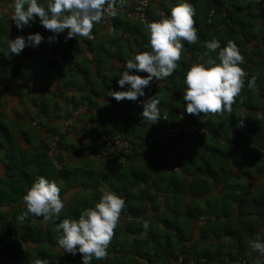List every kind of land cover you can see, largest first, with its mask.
<instances>
[{"label": "trees", "instance_id": "trees-1", "mask_svg": "<svg viewBox=\"0 0 264 264\" xmlns=\"http://www.w3.org/2000/svg\"><path fill=\"white\" fill-rule=\"evenodd\" d=\"M138 1L141 0H123L115 7L116 15L110 19L104 16L101 23L93 25L91 32L95 39L85 37L90 48L101 53L95 57L96 68L106 81L103 86L108 92L120 90L116 81L125 70L118 68V74L108 79L102 74V68L109 59L114 57L125 62L133 58L127 50L135 51L136 46L142 52L151 50L145 47L148 44L145 23L127 13L134 11ZM148 1L145 16L150 21L160 20L163 12L168 16L171 8L180 2ZM188 2L195 10L197 43L184 42L179 67L173 75L157 81L164 83L161 88L152 84L154 78L150 89H145L146 96L139 99L143 101L158 94V107L163 109L160 119L165 115L172 125L187 123L203 126L206 131L182 133L149 145L151 128L141 115L143 104L128 100L117 102L112 98L115 104L122 105L128 124L119 126L115 122L114 130L106 136L112 139L119 136L132 145L125 161L119 163L121 158L107 144L83 152L79 157H75L74 151L60 147L67 137L64 126L58 134L59 145H52L54 137L38 144L39 135L35 134L38 129L33 123L16 124L0 117V167L4 169L0 176V264H34L35 259H46L49 264H82L81 254L64 253L56 244L62 235L56 223L65 218H78L106 190L124 198L125 209L121 215L128 213L131 218H120L108 256L91 264H142V260L145 264H190L192 261L193 264H224L227 258L254 264L259 254L251 249L249 241L257 235L264 238V0L260 3L254 0ZM110 21L114 29L108 33ZM213 38L220 41L221 47L229 40L237 45L244 58L240 67L246 73L245 87L235 98L231 113L193 116L184 111V77L199 56L207 58L204 42ZM114 46L117 51H113ZM26 55L38 59L42 65L57 63L45 51L41 52V48ZM69 56L65 53L63 61ZM133 73L142 77L147 74L135 70ZM253 77L255 86L248 88V80ZM244 108L249 110L247 115ZM134 109L140 110L137 116L128 112ZM109 110L120 119L121 115L114 112L118 109L109 107ZM131 117L135 123L129 128ZM31 119L35 122L38 117L34 114ZM242 119L243 126H238ZM23 139L29 148H23ZM183 144L188 146V154L182 149ZM175 150L179 170L173 167ZM103 154L106 159L92 157ZM38 176L54 180L64 200L74 191L55 223L43 222L42 217L31 215L23 221L18 219L26 211L23 196ZM149 208L153 211L151 215ZM145 220L150 224L147 232L142 227ZM198 221L204 224L195 238L192 223ZM260 259L264 264V257Z\"/></svg>", "mask_w": 264, "mask_h": 264}, {"label": "clouds", "instance_id": "clouds-1", "mask_svg": "<svg viewBox=\"0 0 264 264\" xmlns=\"http://www.w3.org/2000/svg\"><path fill=\"white\" fill-rule=\"evenodd\" d=\"M122 3L123 0H46L45 3L38 0H11V20L18 30H22L38 18L40 25L50 31L47 42L52 44L58 42L60 34L66 29L65 41L77 36L89 37L93 25L101 23L106 14L116 15L115 7ZM194 16L195 10L188 0H180L166 18L147 22L148 44L145 47L151 50L139 52L124 62L126 70L119 74L116 81L120 90L110 89L109 97L117 102L128 100L142 103L141 115L152 125L157 123L160 117L158 94L143 101L139 98L146 96L145 89H150L154 78L158 81L173 75L179 67L184 42L197 43ZM44 40L45 37L38 32L27 37L17 36L9 39L7 52L16 56L25 47L37 48ZM204 48L207 59L203 63L192 64L184 77V111L193 116L231 113L235 98L245 87L246 73L240 67L244 58L231 40L221 47L220 41L213 38L204 42ZM133 70L147 75L142 77L134 74ZM254 86L253 77L248 80L247 87ZM238 126H243V119L238 121ZM23 201L26 211L18 217L21 221L31 215L42 217L43 222L55 223L65 207L61 188L54 180L44 176L35 179L23 196ZM124 209L125 200L121 195L102 191L98 202L93 207L84 208L78 218H65L56 223V229L62 233L56 244L64 253L72 256L81 254L82 264L105 259ZM142 227L147 232L150 229L149 222L145 220ZM249 246L259 254L254 264H262L260 257H264V238L257 235L249 241ZM34 264H49V261L35 259Z\"/></svg>", "mask_w": 264, "mask_h": 264}, {"label": "crops", "instance_id": "crops-1", "mask_svg": "<svg viewBox=\"0 0 264 264\" xmlns=\"http://www.w3.org/2000/svg\"><path fill=\"white\" fill-rule=\"evenodd\" d=\"M38 2L45 3L46 0H38ZM10 4L11 0H0V117L16 124L33 123L32 126H36L38 129L35 130V134L39 135L36 143L40 144L43 140L54 137L55 140L52 141V145H59L57 142L58 134L62 131V126H65V122L71 119L72 123L67 128H63V131L66 129L65 134L67 137L65 142L60 144V147H66L68 150L74 151L76 153L75 157H79L81 153L91 149H98L101 144L96 142L106 137V134L111 133V130H114L115 122L119 126L124 125V123L128 124L123 114L122 105L115 104L112 97H109V92L105 89L106 86L103 87L106 81H103L102 76L97 73L95 57L101 53L98 50H92L85 37L77 36L74 42L71 40L73 38L65 41L67 29L60 34L58 42L49 44L47 37L51 33L40 25L38 18L34 23L37 27L35 30L29 31L28 26L18 30L11 20L12 9ZM223 27L221 26V28ZM37 32L45 37V40L37 48L25 47L16 56H12L7 52L9 39H15L17 36L27 37L29 34ZM87 39L90 38L87 37ZM47 45L55 51L64 54L69 53V58L65 61L42 65L38 59L26 55L30 51H39V48L43 52L44 47ZM249 48L251 49L250 45ZM134 49L135 51L133 49L127 50L129 55H133V58L135 54L142 52V48L139 46L134 47ZM113 51H117V46L113 47ZM212 55L215 56V54ZM189 57H191V54H189ZM84 59L88 63L83 62ZM205 59L207 58L199 56L194 63H202V60ZM92 60L93 62H91ZM109 60V63L107 62L106 66L102 68V74L112 80L115 74H118L117 69L124 68V62L114 57ZM43 69V72L39 71ZM40 75L47 77L49 81L52 80V76H57L58 79L53 84H47L46 80ZM146 75L144 74V76ZM62 77H65V80L61 81ZM74 78L78 79V81L76 80L77 83H72L75 80ZM152 84L160 88L164 86V83L155 80ZM175 98L177 99V97ZM27 101H35L37 113L34 114L38 117L35 122H32V115L28 110H24L25 113L23 114L20 113L21 108ZM109 107L118 109L114 112L121 115L120 119H117L116 115L110 112ZM139 111L134 109L128 112L133 116H137ZM11 112L16 114L13 116ZM162 112L163 109H160V113ZM248 113L249 110L244 108V115ZM180 116L184 117L183 114ZM113 119L114 121H112ZM134 123L131 117L129 128H132L131 126ZM22 146L25 149L29 148V144L26 143L25 139L22 141ZM182 149L189 150L185 144L182 145ZM92 157L94 160L97 157L101 160L106 159L105 154L96 157L93 155ZM0 170H3L4 174L2 165ZM259 182H263V180ZM257 185L255 182L254 187H257ZM73 192L68 193L65 196L66 199L72 196ZM160 198L161 200L164 199L163 196ZM164 210L165 207L162 206L161 212ZM148 213L151 215L153 211L149 208ZM203 224V221L192 223L195 238H198ZM160 226L162 227V225ZM145 263L142 260V264Z\"/></svg>", "mask_w": 264, "mask_h": 264}, {"label": "built area", "instance_id": "built-area-1", "mask_svg": "<svg viewBox=\"0 0 264 264\" xmlns=\"http://www.w3.org/2000/svg\"><path fill=\"white\" fill-rule=\"evenodd\" d=\"M256 3H260L262 0H254ZM149 4L148 0H141L137 2V6L134 8V11H127L129 17H135L140 19L141 21L145 22L147 20L145 16V10ZM115 11H117V8H115ZM113 15L106 14L107 18H111ZM167 14L165 12L161 13V18H166ZM107 28L110 30V32L114 29V23L110 21L107 24ZM90 38H94L93 34L90 33ZM45 53L53 60L55 61H63L64 53L60 51H55L52 49L49 45L44 47ZM72 123V120H68L65 122V128H67L68 125ZM148 125L151 128V132L149 134L148 143L149 145L159 143L160 141H163L169 137L182 134V133H198L203 134L206 129L203 126L198 125H192L187 123H175L172 125L168 122L167 117L164 115L161 119L159 118L158 122L153 124L148 121ZM97 144H107L110 151L114 154H116L118 157L121 158L119 163H123L125 161V158L130 154L132 150V145L127 140H121L119 136L114 137L113 139L106 136L103 137L101 140L96 142ZM175 157V163L173 164L174 170H179L178 161L179 157L177 152L174 153ZM122 220H129L131 216L126 213L121 215L120 217ZM192 261L190 264H193ZM224 264H247L245 261L242 260H236L233 261L231 259H226Z\"/></svg>", "mask_w": 264, "mask_h": 264}, {"label": "rangeland", "instance_id": "rangeland-1", "mask_svg": "<svg viewBox=\"0 0 264 264\" xmlns=\"http://www.w3.org/2000/svg\"><path fill=\"white\" fill-rule=\"evenodd\" d=\"M106 16V15H105ZM36 25V24H35ZM35 25H34V23H32L30 26H28L27 28H29V31L30 30H33V29H36L37 27H35ZM106 31L108 32H110V30L108 29V28H106ZM105 31V32H106ZM90 38V37H89ZM92 39H94V38H90V40H92ZM65 55V54H64ZM83 58V57H82ZM79 60V59H78ZM74 61H75V59H74ZM82 61H85V60H82ZM57 62H60V61H57ZM46 64V63H45ZM37 65H38V63H37ZM39 71H41V72H43L44 71V69L43 70H39ZM0 74H1V72H0ZM44 80H46V83L47 84H49V83H51V84H53V83H55V81L58 79V77L57 76H52V80L51 81H49V79H47V77H44V76H42V75H40ZM75 80L74 81H72V83H77V81H78V79H76V78H74ZM62 80H65V77H62L61 78V81ZM77 80V81H76ZM104 87V86H103ZM77 96H78V93H77ZM36 106H35V101H27L26 103H25V105H23V107L21 108V110H20V113L21 114H23V113H25V111L26 110H28L30 113H31V115L32 116H34V113L36 112ZM25 110V111H24ZM12 114H13V116H14V114H16V113H13V112H11ZM35 116H36V114H35ZM34 121V120H33ZM187 150V149H186ZM189 150H187V154L189 153L188 152ZM3 175V170H0V176H2ZM66 200V201H65ZM64 201H65V204H66V202L69 200L68 198L67 199H65Z\"/></svg>", "mask_w": 264, "mask_h": 264}, {"label": "water", "instance_id": "water-1", "mask_svg": "<svg viewBox=\"0 0 264 264\" xmlns=\"http://www.w3.org/2000/svg\"><path fill=\"white\" fill-rule=\"evenodd\" d=\"M150 20H147V21H145V25L147 24V22H149Z\"/></svg>", "mask_w": 264, "mask_h": 264}]
</instances>
